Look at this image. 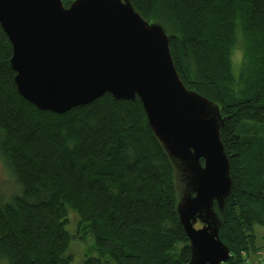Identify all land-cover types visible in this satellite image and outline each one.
Returning a JSON list of instances; mask_svg holds the SVG:
<instances>
[{
  "label": "trees",
  "instance_id": "trees-1",
  "mask_svg": "<svg viewBox=\"0 0 264 264\" xmlns=\"http://www.w3.org/2000/svg\"><path fill=\"white\" fill-rule=\"evenodd\" d=\"M74 0H61L65 8ZM169 39L186 89L219 109L231 190L220 216L227 264L259 253L264 227V0H128ZM240 52L235 73L232 56ZM0 28V158L20 187L0 201V258L73 264L68 214L93 241L80 264H187L175 174L138 98L105 94L64 114L39 111L14 85Z\"/></svg>",
  "mask_w": 264,
  "mask_h": 264
},
{
  "label": "water",
  "instance_id": "water-1",
  "mask_svg": "<svg viewBox=\"0 0 264 264\" xmlns=\"http://www.w3.org/2000/svg\"><path fill=\"white\" fill-rule=\"evenodd\" d=\"M0 28L17 94L39 111L64 114L105 94L138 98L182 185L175 211L187 264H227L230 252L218 237L232 184L220 140L224 119L185 88L162 27L128 0H74L67 8L61 0H0Z\"/></svg>",
  "mask_w": 264,
  "mask_h": 264
},
{
  "label": "rangeland",
  "instance_id": "rangeland-1",
  "mask_svg": "<svg viewBox=\"0 0 264 264\" xmlns=\"http://www.w3.org/2000/svg\"><path fill=\"white\" fill-rule=\"evenodd\" d=\"M240 52L235 51L232 56V66L236 73L240 63ZM202 162V161H201ZM182 190L181 183L178 182L177 176H175V191L177 195ZM20 187L16 183L13 175L11 174L8 166L0 158V201L9 202L12 197L19 195ZM68 232L72 237L68 252L73 257V264H80L87 257H95L93 251V241L90 236H86V231L81 228L77 233V219L72 213L68 214ZM200 226L195 225L198 229ZM254 235L256 236V245L260 250V253L252 257L242 256V264H264V227L255 226ZM0 264H7L4 258H0Z\"/></svg>",
  "mask_w": 264,
  "mask_h": 264
},
{
  "label": "built area",
  "instance_id": "built-area-1",
  "mask_svg": "<svg viewBox=\"0 0 264 264\" xmlns=\"http://www.w3.org/2000/svg\"><path fill=\"white\" fill-rule=\"evenodd\" d=\"M246 261H244V263H245ZM247 263V262H246Z\"/></svg>",
  "mask_w": 264,
  "mask_h": 264
},
{
  "label": "crops",
  "instance_id": "crops-1",
  "mask_svg": "<svg viewBox=\"0 0 264 264\" xmlns=\"http://www.w3.org/2000/svg\"><path fill=\"white\" fill-rule=\"evenodd\" d=\"M259 253H260V251H259Z\"/></svg>",
  "mask_w": 264,
  "mask_h": 264
}]
</instances>
